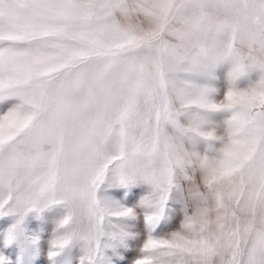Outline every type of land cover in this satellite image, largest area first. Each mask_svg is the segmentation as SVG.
I'll return each instance as SVG.
<instances>
[{
  "label": "snow or ice",
  "instance_id": "6c2138e0",
  "mask_svg": "<svg viewBox=\"0 0 264 264\" xmlns=\"http://www.w3.org/2000/svg\"><path fill=\"white\" fill-rule=\"evenodd\" d=\"M0 264H264V0H0Z\"/></svg>",
  "mask_w": 264,
  "mask_h": 264
}]
</instances>
